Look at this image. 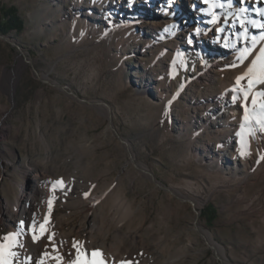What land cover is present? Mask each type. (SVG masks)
<instances>
[{
  "label": "rangeland",
  "instance_id": "obj_1",
  "mask_svg": "<svg viewBox=\"0 0 264 264\" xmlns=\"http://www.w3.org/2000/svg\"><path fill=\"white\" fill-rule=\"evenodd\" d=\"M10 6L24 29L0 38V238L21 232L20 260L35 243L7 217L39 176L43 252L61 264L76 259L73 241L88 260L104 244L107 264H221L203 231L226 263L264 264V83L249 88L261 61L244 56L261 27L234 35L228 14L186 0H0ZM45 81L108 104L135 162L195 208L134 167L106 108Z\"/></svg>",
  "mask_w": 264,
  "mask_h": 264
},
{
  "label": "bare ground",
  "instance_id": "obj_2",
  "mask_svg": "<svg viewBox=\"0 0 264 264\" xmlns=\"http://www.w3.org/2000/svg\"><path fill=\"white\" fill-rule=\"evenodd\" d=\"M190 4L191 12L199 13V11H203L205 15L211 14L213 10L206 4L202 3V0H186ZM216 4H222L223 7H217L215 8L218 11V14H220V10L224 14H228L229 18L227 20L228 26L226 27L227 30L233 31L234 35L238 33H244V31L247 30H253L256 28L257 25L264 24V14H261L260 10H264V0H231V4L229 6V0H213ZM245 9L244 12H241L240 9ZM204 15V14H203ZM213 17V15H212ZM239 17L244 21L243 24L240 23V19H237ZM223 19V18H222ZM224 23V19L222 21ZM263 32L260 36H258V43L254 44L251 49H247L244 51V56H255V55H261L260 52V46L264 45V39H261V37H264V28L259 29ZM264 48V47H263ZM236 53H241V50H231L228 53V57H233ZM218 54V53H217ZM214 56V55H213ZM144 168V167H143ZM39 177V176H38ZM38 177L35 178V184L24 191L20 205L17 209V211L14 214H11L7 217L8 220H11L13 216L18 217V220H21L24 222L25 227L28 225H31L34 221L38 225L41 222L42 215L41 211L38 209V204L40 202V198L42 196V188L38 181ZM175 193H178V191H175ZM194 206H195V201ZM197 208V207H196ZM20 226V224H19ZM203 231V230H202ZM205 238L209 245L215 246V249L217 253L224 257L223 250L220 246H218L212 236L208 232H204ZM57 241L59 245H65L69 241L68 235L66 233H62L58 235ZM47 250V243L43 241V239L37 243H35V248L28 252L29 257L32 258V264H35V261L39 260L44 253L43 251ZM98 251L106 255V248L104 244L99 245ZM102 257V256H101ZM106 264L109 261L107 258H102ZM53 262V260L49 259L46 261V264Z\"/></svg>",
  "mask_w": 264,
  "mask_h": 264
},
{
  "label": "snow or ice",
  "instance_id": "obj_3",
  "mask_svg": "<svg viewBox=\"0 0 264 264\" xmlns=\"http://www.w3.org/2000/svg\"><path fill=\"white\" fill-rule=\"evenodd\" d=\"M202 3L208 5L214 12V9L217 7H223L222 4H216L213 2V0H202ZM231 4V0H229V6ZM241 12H244L245 9L241 8L240 9ZM261 14H264V10H260ZM237 19H240L239 17H237ZM213 23H215V15L213 14V18L212 21ZM240 23L243 24L244 21L242 19H240ZM261 28H264V24L260 25ZM167 31V30H166ZM219 31V30H218ZM199 32V29H197V33ZM261 39H264V37H261ZM256 42V38L253 37V43ZM188 43L191 44L192 41L191 39L188 40ZM261 55L259 57L260 61H261V72L258 76H255V78H250L248 80V85L249 88L252 87V85L254 83H264V49L260 50ZM244 56L242 54L241 59L243 60ZM252 67L248 69V73L247 75L249 76H253L254 75V70H255V66H256V61L252 62ZM244 79L243 76H238L236 78V85L239 86L241 81ZM245 99L248 98L247 93L244 94ZM233 99H235V97H233ZM252 103L255 104L256 103V98L253 97L252 98ZM262 108H264V105H261ZM245 120H248L249 117L247 115V109L245 108V116H244ZM256 123L259 124L260 126V130L262 132H264V113L261 114V117L259 119L256 120ZM241 155H245L244 152H241ZM64 184V182L62 180L60 181H55L53 184V191L56 190L57 186H62ZM89 194L88 193H84L85 198H87ZM53 203L54 201L52 199H49L48 201V209H49V213L51 212V209L53 207ZM49 224V216L46 214L43 218V222L39 223L38 225L35 223V221L31 224L27 226V231L31 234V239L33 241V243H37L39 241H41L45 235L47 234V225ZM20 229H24L25 228V224L23 221H21L20 223ZM21 235V232L17 231L14 233H10L2 238H0V240H2V242H0V264H17V262H19V264H32V258L28 257L26 259H24L23 261L20 260L19 254L15 251L16 248L18 247H22V245L19 243L18 237ZM47 239L49 240V242L52 241L53 237L51 235L47 236ZM73 249L76 251V259L75 260H71L70 264H106V262L102 259H100L101 257V253L99 251H93L91 253L92 259L88 260L85 258L84 253H81L80 251V246L76 241H73L72 244ZM53 252L57 251V247L53 246L52 249ZM55 260L56 264H61L62 261V257L60 256H50L49 253L47 251H45L41 258L37 261H35V264H46L47 260Z\"/></svg>",
  "mask_w": 264,
  "mask_h": 264
},
{
  "label": "water",
  "instance_id": "obj_4",
  "mask_svg": "<svg viewBox=\"0 0 264 264\" xmlns=\"http://www.w3.org/2000/svg\"><path fill=\"white\" fill-rule=\"evenodd\" d=\"M0 38L2 40H5V41H9L4 35H1L0 34ZM18 49L19 47L16 46ZM26 62L31 64V62L29 60L26 59ZM47 84L53 86V87H57L59 88L60 90H62L64 93H66L67 95L71 96L72 98H74L75 100L79 101L80 103H83L85 105H88V106H102L104 108L107 109L108 111V127L109 129L116 135V137L118 138V140L125 146L127 152H128V156H129V160L130 162L134 165V167L140 171L145 177H147L156 187H158L159 189L163 190V191H166L168 193H170L171 195H173L174 197H176L177 199H179L180 201L182 202H186V203H190L194 208V202L192 199H189V198H186V197H183V196H180L178 195L177 193L174 192L173 189L171 188H168L166 187L165 185H163L162 183H160L159 181H157L155 179V177L153 176V174L146 168V167H142L140 165H138L136 162H135V159H134V156L132 154V152L130 151V148H129V145L128 143L123 140L118 134L117 132L115 131L113 125H112V121H111V115H110V107L108 104L104 103V102H90V101H87L85 99H82L80 97H78L74 92L72 91H69L68 90V87L66 86H62V85H59V84H55V83H50L48 81H45ZM196 215L198 216V212H196ZM197 220L195 221V226L196 228L198 229L197 225ZM201 236L204 238V240L206 241V243L208 244L206 238H205V235L203 234V232H200ZM209 245V244H208ZM209 247L214 251V254L217 256V259L220 261L221 264H228L224 261L225 257H221L216 249H215V246L213 245H209Z\"/></svg>",
  "mask_w": 264,
  "mask_h": 264
},
{
  "label": "trees",
  "instance_id": "obj_5",
  "mask_svg": "<svg viewBox=\"0 0 264 264\" xmlns=\"http://www.w3.org/2000/svg\"><path fill=\"white\" fill-rule=\"evenodd\" d=\"M0 34L8 35L12 31L21 32L24 29V22L18 14V11L15 7H2L0 9ZM214 212L212 208L208 207L203 213V217H206L208 220H212Z\"/></svg>",
  "mask_w": 264,
  "mask_h": 264
}]
</instances>
